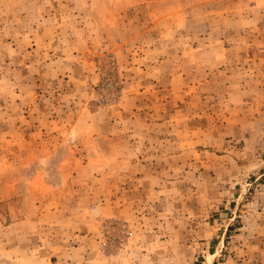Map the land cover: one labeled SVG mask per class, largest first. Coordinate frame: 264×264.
I'll return each instance as SVG.
<instances>
[{
    "label": "rangeland",
    "instance_id": "rangeland-1",
    "mask_svg": "<svg viewBox=\"0 0 264 264\" xmlns=\"http://www.w3.org/2000/svg\"><path fill=\"white\" fill-rule=\"evenodd\" d=\"M0 264H264V0H0Z\"/></svg>",
    "mask_w": 264,
    "mask_h": 264
}]
</instances>
